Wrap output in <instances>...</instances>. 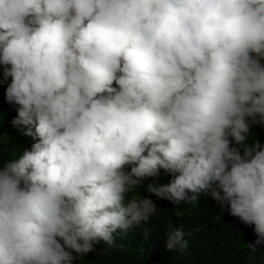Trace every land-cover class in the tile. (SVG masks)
<instances>
[{
	"label": "clouds",
	"instance_id": "obj_1",
	"mask_svg": "<svg viewBox=\"0 0 264 264\" xmlns=\"http://www.w3.org/2000/svg\"><path fill=\"white\" fill-rule=\"evenodd\" d=\"M0 65L13 125L39 138L0 163V264L111 245L156 213L128 194L161 169L147 193L210 196L264 244V0H0Z\"/></svg>",
	"mask_w": 264,
	"mask_h": 264
},
{
	"label": "trees",
	"instance_id": "obj_2",
	"mask_svg": "<svg viewBox=\"0 0 264 264\" xmlns=\"http://www.w3.org/2000/svg\"><path fill=\"white\" fill-rule=\"evenodd\" d=\"M9 83L11 77L4 81L3 66L0 65V163L18 159L24 149L30 150L39 139L25 135L28 126L13 125L19 105L9 103L5 98ZM255 139L264 142V128L259 125L254 126L248 142ZM130 167L126 166V170ZM153 179L168 183L172 176L161 169L158 178L145 179V184L137 186L128 198L151 196L157 205L156 213L127 232L115 233L111 245L103 241L94 245V251L73 264H264V244L258 245L255 253L248 247L257 240L254 226L244 224L227 211L223 213L210 196L203 194L196 201H182L177 205L158 200L144 190ZM216 216L221 219L217 221ZM174 228H181L188 241V247L182 252L169 251L166 247V233Z\"/></svg>",
	"mask_w": 264,
	"mask_h": 264
}]
</instances>
